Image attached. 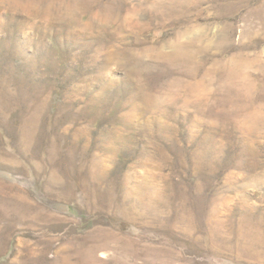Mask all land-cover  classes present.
Returning <instances> with one entry per match:
<instances>
[{
  "label": "rangeland",
  "instance_id": "obj_1",
  "mask_svg": "<svg viewBox=\"0 0 264 264\" xmlns=\"http://www.w3.org/2000/svg\"><path fill=\"white\" fill-rule=\"evenodd\" d=\"M0 264H264V0H0Z\"/></svg>",
  "mask_w": 264,
  "mask_h": 264
}]
</instances>
